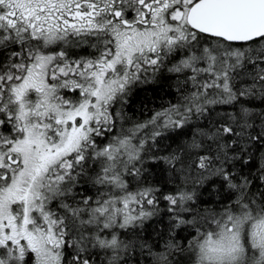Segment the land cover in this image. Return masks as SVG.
Returning a JSON list of instances; mask_svg holds the SVG:
<instances>
[{
  "label": "snow or ice",
  "instance_id": "6c2138e0",
  "mask_svg": "<svg viewBox=\"0 0 264 264\" xmlns=\"http://www.w3.org/2000/svg\"><path fill=\"white\" fill-rule=\"evenodd\" d=\"M0 264H264V0H0Z\"/></svg>",
  "mask_w": 264,
  "mask_h": 264
}]
</instances>
